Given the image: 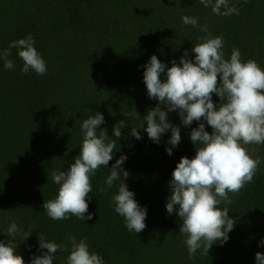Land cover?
Instances as JSON below:
<instances>
[{
	"label": "trees",
	"instance_id": "1",
	"mask_svg": "<svg viewBox=\"0 0 264 264\" xmlns=\"http://www.w3.org/2000/svg\"><path fill=\"white\" fill-rule=\"evenodd\" d=\"M229 4L239 8L238 15H215L199 0H0V50L31 34L47 67L43 76L32 70L23 74L17 49L9 57L13 69L0 61V241L18 244L15 251L24 264L41 254L38 233L66 247L69 235L77 241L86 238L89 251L104 264H256L255 254L264 253V246H258L264 240V144L242 145L260 164L251 183L238 194L229 193L233 202L218 206L228 207L235 221L229 239L215 243L208 256L201 255L202 249L190 255L186 237L179 233L182 221L175 212L167 214L165 204L180 158L195 155L190 132L199 122L185 127L176 112L168 114L181 136L169 156L165 147L171 133L153 143L140 129L143 121L128 115L134 110L142 118L157 103L148 98L143 83L142 66L152 55L166 70L185 51L194 59L191 49L205 33L183 24L185 15L198 17L212 36L223 37L225 59L237 48L242 61L253 59L264 70V0ZM212 100L219 103L215 94ZM96 113L103 115L100 128L110 139H116L115 124L123 120L125 126L113 159L90 177L86 215L93 219L53 221L41 207L58 192L51 172L68 170L80 153V126ZM132 127L139 129L140 140L130 135ZM205 131L212 133L206 122ZM121 155L127 157L122 168L129 173L124 183L147 211L146 227L136 234L125 228L110 203L123 178L111 188L104 183ZM100 187L107 190L100 192ZM11 222L22 231L31 229V236L24 241L20 235L9 237ZM68 255L57 251L53 264H66Z\"/></svg>",
	"mask_w": 264,
	"mask_h": 264
},
{
	"label": "clouds",
	"instance_id": "2",
	"mask_svg": "<svg viewBox=\"0 0 264 264\" xmlns=\"http://www.w3.org/2000/svg\"><path fill=\"white\" fill-rule=\"evenodd\" d=\"M199 2L204 7H211L212 13L218 16L239 14V8L230 5L229 0ZM181 19L183 24L205 33L198 37L191 49L194 59H189V52L185 51L179 63L170 61L171 67L166 70V65L152 55L142 66L143 83L148 98L157 103L142 118L134 110L128 115L143 121L140 129L153 143L159 144L161 136L170 132L166 141L169 146L165 147L169 156L181 142V136L180 128L168 121V114L176 112L185 127L193 121L199 122L190 132L195 155L192 159L181 157L173 170L165 209L169 215L175 212L182 221L179 233L186 237L184 243L189 254L202 249L201 255L208 256L215 243L223 245L227 242L228 233L235 224L229 217L228 207L218 206L222 203L230 205L233 201L229 193L238 194L251 183L260 164L259 157L253 159L242 145L264 144V70L253 59L242 61L237 48H233L230 57L225 59L222 36H212L207 25L198 24V17L185 15ZM34 44L31 34L10 42L8 48L0 50L3 67H15L9 57L11 49H17V55L23 61V74L32 70L37 75H45L46 63ZM213 94L219 98L218 104L213 102ZM205 122L211 127V134L205 131ZM103 123L104 117L100 113L84 119L80 126L83 138L79 155L73 158L74 162L67 171L51 172L52 181L59 186L58 192L54 199L44 201L41 207L53 221L68 220L71 216L80 221L93 219L92 214L86 215V198L92 191L90 177L113 159L117 140L122 137L121 129L125 126L123 120L115 124L112 131L116 139H110L107 130L100 128ZM138 130L132 127L130 132L136 140L141 139ZM126 159L121 155L116 160L104 183L111 188L114 181L123 178L110 203L124 218L125 228L136 234L146 227L147 211L140 207L134 199L135 194L124 183L129 176L122 168ZM107 188L98 190L105 192ZM31 234V229L22 231L15 222H11L7 229L9 237L20 235L23 241ZM38 240L37 251L41 254L30 257V264H53L57 251L69 252L66 264H104L101 256L89 251L86 238L77 241L74 235H69L67 247L47 240L42 233H38ZM17 245L11 240L0 241V264H24L23 258L16 254ZM258 246H264V240ZM45 249L47 251H41ZM255 261L264 264V253L257 252Z\"/></svg>",
	"mask_w": 264,
	"mask_h": 264
},
{
	"label": "rangeland",
	"instance_id": "3",
	"mask_svg": "<svg viewBox=\"0 0 264 264\" xmlns=\"http://www.w3.org/2000/svg\"><path fill=\"white\" fill-rule=\"evenodd\" d=\"M252 156H256V150H252Z\"/></svg>",
	"mask_w": 264,
	"mask_h": 264
}]
</instances>
